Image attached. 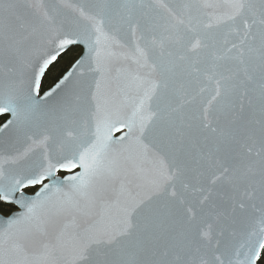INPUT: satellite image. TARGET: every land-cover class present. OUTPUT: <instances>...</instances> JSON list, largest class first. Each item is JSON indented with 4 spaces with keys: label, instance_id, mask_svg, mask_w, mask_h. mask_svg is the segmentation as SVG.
<instances>
[{
    "label": "snow or ice",
    "instance_id": "obj_1",
    "mask_svg": "<svg viewBox=\"0 0 264 264\" xmlns=\"http://www.w3.org/2000/svg\"><path fill=\"white\" fill-rule=\"evenodd\" d=\"M0 264H264V0H0Z\"/></svg>",
    "mask_w": 264,
    "mask_h": 264
},
{
    "label": "trees",
    "instance_id": "obj_2",
    "mask_svg": "<svg viewBox=\"0 0 264 264\" xmlns=\"http://www.w3.org/2000/svg\"><path fill=\"white\" fill-rule=\"evenodd\" d=\"M81 50L79 49H75L73 50L72 52L69 53V56L65 58L64 61L61 62V65L60 67H63L66 63H67V60L73 56H77L79 53H80ZM49 83H50V80H49ZM47 88V83L45 84V89Z\"/></svg>",
    "mask_w": 264,
    "mask_h": 264
},
{
    "label": "water",
    "instance_id": "obj_3",
    "mask_svg": "<svg viewBox=\"0 0 264 264\" xmlns=\"http://www.w3.org/2000/svg\"><path fill=\"white\" fill-rule=\"evenodd\" d=\"M81 50V49H80ZM118 135V134H117Z\"/></svg>",
    "mask_w": 264,
    "mask_h": 264
}]
</instances>
